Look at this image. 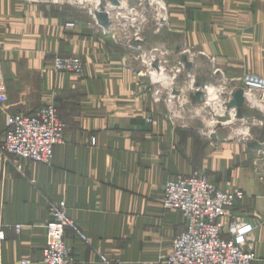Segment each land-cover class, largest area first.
Returning a JSON list of instances; mask_svg holds the SVG:
<instances>
[{"label": "crops", "instance_id": "crops-1", "mask_svg": "<svg viewBox=\"0 0 264 264\" xmlns=\"http://www.w3.org/2000/svg\"><path fill=\"white\" fill-rule=\"evenodd\" d=\"M162 4L163 20L158 8L150 21L142 11L139 29L152 41L142 35L132 49L134 41L114 35L115 16L105 30L63 3L0 0V146L12 114L55 105L67 124L51 165L0 157V264H43L50 209L62 201L89 239L67 233L73 264H103L101 256L163 264L185 228L179 211L162 206L165 185L196 171L224 191H244L229 215L254 225L253 264H264V148L221 129L214 141L205 130L175 122L158 86L133 65L149 47L167 59L182 48L196 68L210 61L222 82L264 78V0ZM70 22L76 27H66ZM57 56L81 58L84 75L56 72Z\"/></svg>", "mask_w": 264, "mask_h": 264}, {"label": "built area", "instance_id": "built-area-1", "mask_svg": "<svg viewBox=\"0 0 264 264\" xmlns=\"http://www.w3.org/2000/svg\"><path fill=\"white\" fill-rule=\"evenodd\" d=\"M67 26L76 27L73 23ZM53 67L56 72L79 76L85 71L82 59L73 56L55 57ZM242 83L247 96L258 94L264 103L263 78L245 75ZM66 131L67 125L54 105L43 106L32 115H9L0 157L4 162L12 156L17 161L51 165L55 147L64 143ZM244 199L242 189L224 191L199 171L168 181L162 206L166 210L179 211L184 217L185 228L174 238L164 264H253L257 259L251 245L255 227L248 221H238L229 215ZM17 229L20 232L22 227ZM68 230L75 238L89 244L86 234L69 218L66 203L62 201L52 205L50 221L46 225L43 264L74 263L73 248L66 240ZM100 260L103 264H120L109 261L105 256ZM23 264L31 262L26 260Z\"/></svg>", "mask_w": 264, "mask_h": 264}, {"label": "rangeland", "instance_id": "rangeland-1", "mask_svg": "<svg viewBox=\"0 0 264 264\" xmlns=\"http://www.w3.org/2000/svg\"><path fill=\"white\" fill-rule=\"evenodd\" d=\"M99 1L101 3L103 0H99ZM105 1L106 3H108V8L113 10L111 1L109 0H105ZM119 1L121 3V7L116 9L115 12L111 13V23H112V17L115 16L114 27L116 28V30L114 31V35L118 39H121L123 41H126L128 39L129 43H131V41H134L137 37L143 39L142 35H145L146 39L152 41L150 39L151 35L147 30L146 33L145 31L141 32V30L139 29L140 23L137 22V19L142 15V11L146 13V14L143 13V15L147 17L149 21L150 19L156 18L155 15L157 13L156 8H158L159 10L158 16L161 17L160 19L163 20L162 17L165 11H164V5L162 4V0H156L155 3L153 0H149L148 3L150 7L149 9H147V11H146V7H143L145 1L147 0H119ZM49 2H53V1L49 0ZM123 5L125 6L123 7ZM62 6L72 8L74 11L79 12L78 18L90 17V15L91 17L92 16L94 17V11L98 9V6L96 7L95 5L87 2L82 3L80 0H71V2L67 1L63 3ZM143 8L145 10H143ZM71 23L75 24L74 22H70L66 24V27H68L67 25ZM144 26H146V24H144ZM176 50L175 49L174 51L172 50L173 52L170 55H168L169 59H167V57H164L165 55H161V52L159 53L153 50V52L149 53L150 51V47H149L147 50H145L146 52L142 51V53H140L141 56L137 54L135 56L136 58L133 61V65L135 68H138L139 71L143 69L144 78L149 83L152 82L154 85L158 86L159 88L158 93L160 95L159 98H162V100L164 101L167 114L172 116L171 118L177 123L188 124L190 126H194L195 128L198 129L200 128L202 130H205L208 138H211L212 140H214V138H212L213 135H215L216 137L215 140H217V132L218 130L221 129L222 133L224 131L227 133L226 137H228L231 133H234L235 137L240 139L243 137L245 138V140H247V142L258 141L261 143L264 139L263 136L264 122L255 119V115L259 114L262 117H264L263 115L264 110L251 105L247 106V108H244V112L246 116L249 117L238 119L237 111L235 109L234 110L228 109L229 102L232 99V93L237 89H242L244 91L242 78L245 75H254V74H245L241 78H239L237 82L234 83H230L228 81H225L226 82L225 83L222 82V80L220 79L221 76L218 69L216 70L215 66H213V64L210 63V61L206 63L205 60V62H202L200 64L199 68H196L195 65L191 62V57L189 54L182 55V53L184 52L182 48H180L181 51H176ZM185 59H187L188 61L185 62ZM156 60L158 63H160L159 65L160 70H156L152 67V65L154 64V62H156ZM161 71L162 73H164L163 75L167 77V80L166 78L165 79L162 78L163 76L160 74ZM156 77H158V79ZM198 86L206 87V92H205L206 101L204 105L202 104L195 106L189 100L188 95L189 93H193L192 90H194V92L196 93L197 91L196 87ZM212 90L216 91V93H214L215 97L214 96L210 97L209 92H211ZM245 95L247 96L246 93ZM253 95L257 97L260 105L264 107V103L260 101L259 95L258 94H253ZM40 108L42 107H39L38 109ZM149 121L151 122V119ZM213 124H215L214 127ZM67 233L71 234V231L68 230ZM66 240L68 241L67 238ZM73 253H74V249H73ZM111 262H115V261H111ZM163 264H164V260H163Z\"/></svg>", "mask_w": 264, "mask_h": 264}, {"label": "water", "instance_id": "water-1", "mask_svg": "<svg viewBox=\"0 0 264 264\" xmlns=\"http://www.w3.org/2000/svg\"><path fill=\"white\" fill-rule=\"evenodd\" d=\"M109 1H111V4L113 6V10L109 9L108 3H106V1L103 0L100 3V5L98 6V9L94 11V17H95L98 25L102 29H105V30H109V28L111 26V13L115 12L116 9L121 7V3L119 0H109ZM143 7H146L147 9H149L150 5L148 3V0L145 1ZM138 46H139V41H137L135 43H131L129 45V47L132 49H136V48H138ZM187 61L188 60L185 59V62H187ZM159 65H160V63H158L156 60V62H154L152 67L156 70H160ZM196 90H197L196 93H189V95H188L189 100L195 106L196 105H202V104L204 105V103L206 101V94H205L206 87L198 86V87H196ZM250 105L251 104H248V102H247V96L245 95L244 91L242 89H237L236 91H234L232 93V99L229 102L228 109L229 110L235 109L237 111V118L243 119L245 117H249V116H246V114L244 112V108H247V106H250ZM251 106H253V105H251ZM255 119L264 122V117H262L259 114L255 115ZM212 138H214V140H215L216 139L215 135H213ZM248 146L250 148L257 149V150H261L264 148V145L258 141L249 142Z\"/></svg>", "mask_w": 264, "mask_h": 264}, {"label": "bare ground", "instance_id": "bare-ground-1", "mask_svg": "<svg viewBox=\"0 0 264 264\" xmlns=\"http://www.w3.org/2000/svg\"><path fill=\"white\" fill-rule=\"evenodd\" d=\"M52 1H54L55 3H65V2H71V0H52ZM82 3H90V4H93V5H95L96 7L97 6H99V4H100V1L99 0H80ZM81 4V3H80ZM162 76H163V74L164 73H162V71H161V73H160ZM163 78V77H162ZM167 80V79H166ZM212 93H215V91H211V92H209V94H210V97L212 96ZM247 102H248V104H251V105H253V106H255V107H257V108H262L263 110H264V107L262 106V105H260V103H259V101H258V99H257V97L256 96H254V95H248L247 96ZM211 125V124H210ZM214 125L215 124H213V127H214Z\"/></svg>", "mask_w": 264, "mask_h": 264}]
</instances>
